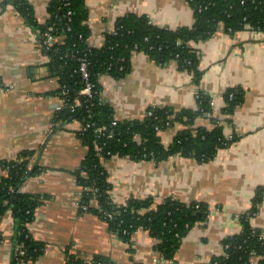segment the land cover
Returning a JSON list of instances; mask_svg holds the SVG:
<instances>
[{
  "label": "crops",
  "instance_id": "0c3cea01",
  "mask_svg": "<svg viewBox=\"0 0 264 264\" xmlns=\"http://www.w3.org/2000/svg\"><path fill=\"white\" fill-rule=\"evenodd\" d=\"M24 1L39 23L48 20L49 0ZM85 2L87 43L92 47L102 46L106 34L127 14L146 16L152 24L171 29L194 22L187 0ZM191 46L199 58L198 82L175 60L161 64L141 51L132 53L124 77L99 76L100 98L116 120H140L148 107L197 110L201 92L210 99L212 112L197 116L194 126L214 128L213 116L223 136H238L204 163L179 154L158 162L118 155L102 158L110 197L117 204L148 197L156 205L174 198L208 208L206 219L192 225L173 258L166 260L156 248L158 239L147 230L137 229L126 241L107 221L81 208L83 188L74 176L87 153L76 135L81 123L53 121L59 109L54 63L40 32L14 1L0 0V178L6 174L4 162L16 160L24 151L34 153L30 165L37 163L38 170L20 190L41 196L28 229L44 244L35 261L12 262L15 222L13 212H7L0 218V264H68V255L88 262L99 256L111 264H209L223 252V239L241 231V216L253 207L249 223L264 237V31L229 33L220 24L208 38ZM229 89L242 101L225 113ZM181 127L178 123L163 130L162 143L168 146ZM258 191L261 198L254 203ZM250 264H258L257 256Z\"/></svg>",
  "mask_w": 264,
  "mask_h": 264
},
{
  "label": "trees",
  "instance_id": "16d2710c",
  "mask_svg": "<svg viewBox=\"0 0 264 264\" xmlns=\"http://www.w3.org/2000/svg\"><path fill=\"white\" fill-rule=\"evenodd\" d=\"M20 14L40 32L41 41L46 46L49 57L54 63V75L59 86L55 91L60 101L55 110L53 121L67 123L79 121L88 125L76 131L77 137L87 148L80 169L74 171L79 186L83 188L81 208L89 210L107 221L109 227L128 241L139 228L147 230L158 239L156 248L163 258L170 260L180 245L181 238L197 222L204 221L208 208L204 203L184 204L174 198H166L160 204H154L151 198H131L123 204H117L110 197V182L103 166V159L111 154L127 156L132 159H148L154 162L179 154L204 163L215 156L219 148L228 146L238 136L228 139L217 125V119L211 117L215 127L207 129L194 126V119L205 113L211 114V103L207 95L199 92L197 110L180 111L165 107H148L150 115L140 120H116L112 108L100 98L99 76L103 73L120 79L131 66L134 51H141L158 63L175 60L180 69L193 75L195 82L201 77L197 51L192 42L208 38L220 24L233 33L249 26L264 30V0H187L194 11L191 26L175 29L159 27L146 16L127 14L118 19L114 33L105 36L100 47L87 43L89 28L86 24L87 7L85 0H49L48 20L39 23L31 6L24 0H13ZM71 11L67 15V11ZM53 42H46L48 36ZM46 42V43H45ZM78 57L87 61L89 80L92 82L91 96L80 94L84 86L81 78ZM79 104L71 110L74 100ZM225 113L242 101L240 94L229 89L226 93ZM181 124L172 142L162 143L156 126L162 131L174 124ZM105 126L106 131L99 138L96 129ZM112 132L111 137L107 133ZM135 135H138L135 138ZM34 153L24 151L16 160L4 162L6 174L0 178V218L7 212H15V247L13 262L35 261L42 253L44 244L35 240L29 232L28 224L34 218V210L42 202L41 196L20 190V182L32 165L30 159ZM38 170L35 167L30 176ZM96 188V192L93 189ZM256 194L254 203L260 200ZM198 206V207H195ZM253 207L248 214L241 216L242 229L238 234L223 239V252L212 257L209 264H250L257 256L258 264H264V239H260L261 230L249 223V217L255 212ZM112 214L113 217H108ZM20 250L23 251L20 253ZM68 264H111L99 256L90 261L74 255L67 256Z\"/></svg>",
  "mask_w": 264,
  "mask_h": 264
},
{
  "label": "built area",
  "instance_id": "2783aa9c",
  "mask_svg": "<svg viewBox=\"0 0 264 264\" xmlns=\"http://www.w3.org/2000/svg\"><path fill=\"white\" fill-rule=\"evenodd\" d=\"M63 1H66V0H63ZM64 5H69V3L66 1L64 3ZM71 13V11H67V15H69ZM149 22H151L149 20ZM116 30V27L110 31L109 33H114ZM247 30L253 32V33H258V32H261V31H264V30H260V29H257V28H252V27H248ZM55 39H53V36L49 35L48 36V39L46 42L50 43V42H53ZM136 52V51H134ZM78 61H79V68H78V71L80 72V75H81V78L84 82V86L83 88L80 90V94L82 95H85V96H91V92H92V82L89 80V73L87 71V61L83 58V57H78L77 58ZM63 101V99H60V103ZM79 104V100L78 99H75L74 100V103L71 105V110L74 111V107H76L77 105ZM150 111H147L145 114L146 115H150ZM88 125H81V129H85ZM156 131L161 133L162 130L156 126ZM104 131H106V127L105 126H100L96 129V134H95V137H100L102 134H104ZM112 132H108L107 133V137H111L112 136ZM138 135H135V138L137 137ZM113 155H116V154H111V156ZM93 192H96V188L93 189ZM87 206H84L83 209H86ZM195 207H198V206H195ZM108 217L112 218L113 215L112 214H108ZM260 239H264V237L262 235L259 236ZM23 251L20 250V253H22Z\"/></svg>",
  "mask_w": 264,
  "mask_h": 264
},
{
  "label": "water",
  "instance_id": "95a60500",
  "mask_svg": "<svg viewBox=\"0 0 264 264\" xmlns=\"http://www.w3.org/2000/svg\"><path fill=\"white\" fill-rule=\"evenodd\" d=\"M36 165H37V163H34L32 166H31V168H30V170H29V172L27 173V175L22 179V181L20 182V185L22 184V183H24L25 181H26V179L27 178H29L30 177V174L33 172V170L35 169V167H36ZM12 212H13V216H14V221H15V219H16V216H15V212L12 210ZM17 227V225L15 224V227L14 228H16ZM15 231H14V233H13V238H14V236H15ZM13 244H12V250H13V248L15 247V238L13 239V242H12ZM13 256V255H12ZM12 262H13V259L11 260Z\"/></svg>",
  "mask_w": 264,
  "mask_h": 264
}]
</instances>
